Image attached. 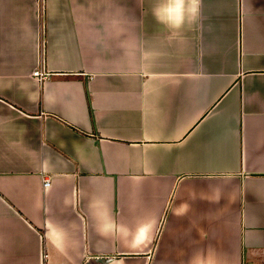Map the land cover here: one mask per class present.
Listing matches in <instances>:
<instances>
[{
  "label": "crops",
  "instance_id": "obj_1",
  "mask_svg": "<svg viewBox=\"0 0 264 264\" xmlns=\"http://www.w3.org/2000/svg\"><path fill=\"white\" fill-rule=\"evenodd\" d=\"M0 264H264V0H0Z\"/></svg>",
  "mask_w": 264,
  "mask_h": 264
},
{
  "label": "clouds",
  "instance_id": "obj_2",
  "mask_svg": "<svg viewBox=\"0 0 264 264\" xmlns=\"http://www.w3.org/2000/svg\"><path fill=\"white\" fill-rule=\"evenodd\" d=\"M181 2H182V0H174L175 5H179ZM191 3L195 6L198 3V0H191ZM195 10L196 9L194 7L193 11H195ZM154 15L156 16V19L158 20V22L164 23L169 27L179 28L182 24L181 20L175 18L171 8L169 9V15H168L167 19L160 17L155 11H154Z\"/></svg>",
  "mask_w": 264,
  "mask_h": 264
},
{
  "label": "built area",
  "instance_id": "obj_3",
  "mask_svg": "<svg viewBox=\"0 0 264 264\" xmlns=\"http://www.w3.org/2000/svg\"><path fill=\"white\" fill-rule=\"evenodd\" d=\"M33 76H34V77H37V78L40 79V80H44V79H46L47 74H44V73H42L41 71H39V70L36 69V70L33 72ZM46 183H47V180L44 181V184H46Z\"/></svg>",
  "mask_w": 264,
  "mask_h": 264
},
{
  "label": "rangeland",
  "instance_id": "obj_4",
  "mask_svg": "<svg viewBox=\"0 0 264 264\" xmlns=\"http://www.w3.org/2000/svg\"><path fill=\"white\" fill-rule=\"evenodd\" d=\"M167 214V208H165V211L163 212V214H162V221L165 219V221H166V215ZM161 224H162V222H161ZM161 224H160V226H159V228H161L162 227V229H163V226H164V223H163V225L161 226ZM162 229H161V231H162Z\"/></svg>",
  "mask_w": 264,
  "mask_h": 264
}]
</instances>
